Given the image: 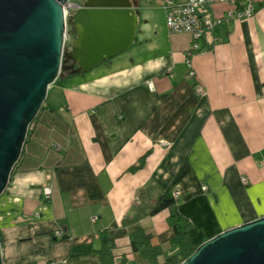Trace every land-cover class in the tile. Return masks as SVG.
Masks as SVG:
<instances>
[{
  "label": "crops",
  "instance_id": "1",
  "mask_svg": "<svg viewBox=\"0 0 264 264\" xmlns=\"http://www.w3.org/2000/svg\"><path fill=\"white\" fill-rule=\"evenodd\" d=\"M139 29L124 52L50 87L0 197L5 264H92L103 229L118 253L139 226L166 243L171 211L157 207L168 189L194 244L264 215V0L252 17L204 31L196 77L185 60L192 34L170 32L153 0H140Z\"/></svg>",
  "mask_w": 264,
  "mask_h": 264
},
{
  "label": "water",
  "instance_id": "2",
  "mask_svg": "<svg viewBox=\"0 0 264 264\" xmlns=\"http://www.w3.org/2000/svg\"><path fill=\"white\" fill-rule=\"evenodd\" d=\"M139 21L140 0H0V197L50 87L127 50ZM181 264H264V215L205 240Z\"/></svg>",
  "mask_w": 264,
  "mask_h": 264
},
{
  "label": "trees",
  "instance_id": "3",
  "mask_svg": "<svg viewBox=\"0 0 264 264\" xmlns=\"http://www.w3.org/2000/svg\"><path fill=\"white\" fill-rule=\"evenodd\" d=\"M40 116L31 125L28 144L31 140L30 136L32 137V126L40 122L38 121ZM51 146L63 151L62 144L59 142H54ZM161 209H170L169 223L174 230L166 243L156 242L153 232L144 226H139L131 232V249L118 253L116 238L107 229H103L100 235L101 244L95 252L97 261L92 264H140L134 258L136 255L145 259L148 264H181L190 257L199 246L192 242L189 234L193 222L179 209L178 198L171 189L163 193L157 207V210Z\"/></svg>",
  "mask_w": 264,
  "mask_h": 264
},
{
  "label": "built area",
  "instance_id": "4",
  "mask_svg": "<svg viewBox=\"0 0 264 264\" xmlns=\"http://www.w3.org/2000/svg\"><path fill=\"white\" fill-rule=\"evenodd\" d=\"M262 0H155V3L163 8L166 13L167 26L170 32H189L192 34L191 47L185 52V60L189 66V75L196 77V69L193 59L195 55L202 52L203 46L201 39L207 28H213L216 24L229 22L230 20L252 17L257 10L258 3ZM217 2H229L231 7L223 16L211 17L203 16L199 13L202 6L212 5ZM150 89L155 88L153 81H149ZM201 86H197V90L201 91ZM164 145L170 143L165 141ZM60 148V147H59ZM244 177V182H247ZM207 189V186H204ZM53 186L46 187V194L51 197ZM178 197L179 193H175ZM59 236H63L64 232L59 231Z\"/></svg>",
  "mask_w": 264,
  "mask_h": 264
},
{
  "label": "rangeland",
  "instance_id": "5",
  "mask_svg": "<svg viewBox=\"0 0 264 264\" xmlns=\"http://www.w3.org/2000/svg\"><path fill=\"white\" fill-rule=\"evenodd\" d=\"M72 1H78V2H81L82 0H72ZM145 1H150V0H141V2L144 4L145 3ZM152 1V0H151ZM153 2H154V5L155 6H157V7H159L156 3H155V0H153ZM141 29H139L138 31H140ZM195 69H196V67H195ZM196 72H197V70H196ZM197 75V74H196ZM149 82V81H148ZM198 86V85H197ZM196 86V87H197ZM201 88V91H199L198 90V92H202L203 90H202V86L200 87ZM38 118V117H37ZM37 118H36V120H37Z\"/></svg>",
  "mask_w": 264,
  "mask_h": 264
},
{
  "label": "flooded vegetation",
  "instance_id": "6",
  "mask_svg": "<svg viewBox=\"0 0 264 264\" xmlns=\"http://www.w3.org/2000/svg\"><path fill=\"white\" fill-rule=\"evenodd\" d=\"M85 0H82L81 3H83Z\"/></svg>",
  "mask_w": 264,
  "mask_h": 264
}]
</instances>
